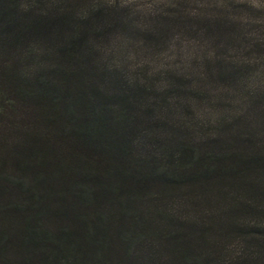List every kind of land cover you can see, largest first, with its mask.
<instances>
[{
  "label": "trees",
  "instance_id": "obj_1",
  "mask_svg": "<svg viewBox=\"0 0 264 264\" xmlns=\"http://www.w3.org/2000/svg\"><path fill=\"white\" fill-rule=\"evenodd\" d=\"M263 12L0 0V264H264Z\"/></svg>",
  "mask_w": 264,
  "mask_h": 264
},
{
  "label": "rangeland",
  "instance_id": "obj_2",
  "mask_svg": "<svg viewBox=\"0 0 264 264\" xmlns=\"http://www.w3.org/2000/svg\"><path fill=\"white\" fill-rule=\"evenodd\" d=\"M249 1L252 2V3L260 4V5L264 6V0H249ZM260 17H264V15H262V16L260 15Z\"/></svg>",
  "mask_w": 264,
  "mask_h": 264
}]
</instances>
